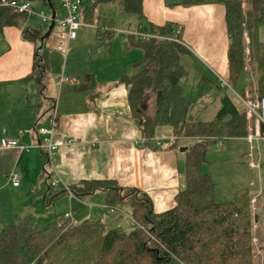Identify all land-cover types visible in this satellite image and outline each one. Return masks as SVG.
<instances>
[{
  "label": "trees",
  "instance_id": "trees-1",
  "mask_svg": "<svg viewBox=\"0 0 264 264\" xmlns=\"http://www.w3.org/2000/svg\"><path fill=\"white\" fill-rule=\"evenodd\" d=\"M38 1L49 11L50 4L57 10L54 0ZM102 1L114 0H98L97 3ZM205 2L207 0H183L181 4L191 6ZM224 3L230 39L231 88L236 90L243 71L254 62L258 71L254 94L258 99H264V43L256 32L248 31L245 2L224 0ZM247 3L254 12L252 23L257 30L264 26V0ZM124 7L128 13L142 14V0H124ZM26 17L0 7V30L19 26ZM145 31L150 37L138 39L129 35L130 45L143 52L140 63L144 67L136 75L124 77L130 86L129 103L143 135L151 140L157 127L169 125L178 138L196 139L187 149L186 186L176 196V207L157 214L150 197L140 190L120 188L114 181L83 182L79 187L70 188V192L85 197L104 191L108 209L129 203L137 225L126 231L121 226L107 227L99 220L75 224L57 217L53 222L41 225L22 219L0 233V264H171L173 261L176 264L177 261L183 264H255L253 230L261 222L263 245L260 250L264 252V189L257 194L263 205L260 217L252 203L256 195L248 188L237 189L231 201H215L216 185L211 175L202 169L212 144L227 139H246L252 133L253 122L249 120L247 108L224 91L214 117L207 121L199 119L198 109L182 93L181 81L187 77V72L181 59L188 50L181 42L180 34L170 27L154 25ZM25 33L26 38L33 41L43 37L41 31L29 28ZM45 63L37 47L32 77L41 94L46 88ZM240 95L246 97L244 91ZM150 107L153 112L149 111ZM260 133L264 135L263 124ZM40 155L48 175L41 190L52 193L47 171L49 163L42 150ZM262 168L264 173V166ZM67 192L51 194V203Z\"/></svg>",
  "mask_w": 264,
  "mask_h": 264
},
{
  "label": "crops",
  "instance_id": "crops-1",
  "mask_svg": "<svg viewBox=\"0 0 264 264\" xmlns=\"http://www.w3.org/2000/svg\"><path fill=\"white\" fill-rule=\"evenodd\" d=\"M182 1L142 0V14L138 16V20H134L137 29H128L130 34L117 38L114 32L107 34L109 36L107 49H102L96 54L98 57L89 68L75 67L68 72L67 65H61L59 68V73L62 71L61 76L58 79L55 77L46 84L47 95L45 92L43 94L39 92L36 79L32 77L37 46H34V54L27 52L31 60L26 65L18 66L14 70H11L10 65L4 68L0 66V74L4 71L0 75V87H8L6 90L11 93L19 92L14 120L23 127L25 134L28 136L33 124L38 123L45 104V114L48 110L56 111L58 117L56 137L73 141L71 146L60 148L54 157L55 164L51 168L49 180H56L58 183L53 190L58 188L57 190L63 191L67 190L66 188L79 187L83 182L88 181H114L120 188H133L146 193L157 214L176 207V196L186 186L187 161L180 144L185 139L178 138L174 128L169 125L157 127L151 140L144 137L138 119L131 109L130 86L124 81V77L136 75L144 67V64L140 63L143 52L130 45L129 35L140 39L137 33L143 32L150 25L170 27L180 34L181 42L188 50L181 59L187 72V77L181 81L183 96L196 106L199 119L207 121L213 118L210 117V112L219 104L221 93H224L219 88V80L222 77L229 79L230 39L226 21L227 9L224 0H207L203 4L191 6L182 5ZM113 2L102 1L94 6L84 5L80 9V21L82 18L85 22L92 20L98 5H108ZM34 4L41 6L38 0H34ZM55 11L58 15L60 10ZM102 14L106 15L103 12ZM46 26L49 27L43 24L40 28L32 30L43 33ZM7 28L10 27H5L1 32L4 34ZM144 33L148 34V31ZM78 39L79 35L75 39H70L67 32L68 43L76 42ZM43 44L44 47L39 49L47 64V74H51V50L45 42ZM62 79L68 81L63 82ZM52 82V89L48 90ZM52 90L59 91V99L54 101L53 105L50 104L51 96H54ZM149 111L153 112V107H150ZM50 114L51 112L45 115L44 126H48ZM256 125L253 126L254 133L250 135H256L257 128L260 131V126ZM2 134L9 138L2 137L0 143L8 141L15 148L1 149L0 161L16 156L21 180L18 187H14L8 180L3 181L0 185V196L7 191L17 196L35 195L37 192L39 194L42 190L38 187L43 184L46 176L40 155L41 149L38 152L37 148L28 147V150L17 151L19 144L13 140L14 132L8 135V131L5 130ZM33 140L35 141V138ZM192 140L196 141V139ZM37 142L39 145V138ZM187 149L184 152H187ZM29 180L31 184L28 185ZM66 194L69 196V208L74 207L72 218L75 217L74 212L78 205L87 204L89 196L99 194L103 202H97L106 206L104 191H97L85 197L77 195L71 197L68 192ZM46 198L45 194L44 201ZM37 202L38 199L34 206L38 205ZM118 207H115V212L122 210ZM96 209L92 208V213L102 215V211ZM106 209L108 214L115 213L110 212L107 207ZM68 211L63 212L61 217ZM17 212L19 209H16L10 218L3 219L0 230L9 226L6 223L8 220L12 225L19 220L29 219L22 218V213L17 214ZM124 212L129 217L124 224H130L134 228L131 210ZM99 221L103 222L101 219ZM124 221L122 216H118L115 221L109 223L110 226L116 227L122 226Z\"/></svg>",
  "mask_w": 264,
  "mask_h": 264
},
{
  "label": "rangeland",
  "instance_id": "rangeland-1",
  "mask_svg": "<svg viewBox=\"0 0 264 264\" xmlns=\"http://www.w3.org/2000/svg\"><path fill=\"white\" fill-rule=\"evenodd\" d=\"M243 1L245 2L243 7L247 11L248 15V31L251 34H255L256 32L260 41L264 43V26H260L256 30L252 23L254 12L251 10V6L247 3L249 0ZM54 2L57 5V9L60 10L57 0H54ZM34 6L38 11L43 10L45 12H49L47 7H42L37 4ZM102 12L106 15H103ZM58 16L61 17L60 11ZM138 16L139 15L125 12L124 0H115V2L108 5H98L92 20H86L87 22H85V20L82 18L81 23L83 27L78 31V41H72L70 43L67 41L66 30L59 27L58 25H56L52 31H50L49 28L45 29L43 31V37L38 39L36 43L32 39L26 38V33L24 34L25 29L29 28L32 30L43 26L41 21L29 18L25 20V22L21 23L18 27L14 26L5 29L4 34L0 30V66L4 68L5 66L10 65L11 70H14L18 66L22 67L26 65L27 62L29 63L31 60L29 57L30 54H27V52L29 51L30 53L34 54V46L41 48L43 45L42 40L44 38L46 46L51 50V74L48 73L46 75V79H44V83L47 84L48 81L51 82V80L53 81L55 77L58 79L59 76H61L62 71L59 73V68L61 65H67L68 72L75 67H79V69L86 67L89 68L92 62L97 59L96 57L98 56L96 54L102 49H107L109 45V36L107 35L109 33H105V28L109 27L111 30L110 33L113 34L114 32L116 38L118 36H127V34L131 33L128 31V29H137V26L135 25L136 21L134 20H138ZM10 47H12V50H10ZM42 56L44 57V55ZM3 73L4 71L1 74ZM257 75L258 71L256 64L254 62L250 63L243 71L240 82L236 90H234L235 93L240 95L244 91L247 99L253 101L255 99L254 93ZM50 84L51 85L49 86L48 90L52 89L51 86L53 85V82ZM15 86L16 85H14V87ZM7 88L8 87L4 86L0 87V139L2 137L5 139L9 138L2 134V132L5 130L8 131V135H10L13 131V140L15 142L17 141L19 144L17 148L21 145H25L29 148H37L39 152L40 147L37 142L38 135L36 132L40 127L46 125V120H44V117L52 110H48V112L45 114L46 111L44 104V108L41 110V115L39 116V121L37 123L39 125L33 124V127L27 136L24 130H22L23 127H21V125L16 123L14 120L17 110L16 103L19 92L11 93L6 90ZM44 92L47 95V91L45 90ZM52 92L54 93H52L54 96H51V105L54 104V101L59 99V91L55 92L52 90ZM227 92L235 96L232 91L228 90ZM221 94L223 95V92ZM238 100L240 101V99ZM48 108L49 106L47 109ZM218 109L219 104L212 108L210 112L211 118L214 117ZM252 122L253 126H255V124L258 126V123L255 122V120H252ZM257 129L258 132L256 133V136L260 134L259 128ZM34 138L35 141L33 140ZM195 142L196 141L192 139H185L181 141L180 144L182 149H187L188 147L193 146ZM183 154L185 156V160L187 161V152H183ZM17 164L18 162L16 156H13L12 158L7 157L6 159L0 161V185L3 181L5 182V180L9 181V177L12 174L17 175L19 180H21V176L19 174L20 170H18ZM263 166V140L253 139L250 137L246 140L227 139L216 144H212L209 147V151L207 153V162L203 165L202 169L204 173L211 175L212 180L216 185L214 196L215 201L225 202L231 201L234 192L239 188H248L253 195L257 196V194L264 189ZM47 171L51 172V167L49 165L47 166ZM7 175H9V177H7ZM27 183L28 185L31 184V180L27 181ZM50 183L51 180H49V184ZM38 188L42 189V184ZM57 189H54L52 193L48 194H46L45 191H41L39 194L37 192L35 195L30 194L24 196H17L10 191L2 194V196H0V225H3V219L10 218L16 209H19L17 214L22 213V218H29L32 222L41 225L53 222L57 217H61L63 212L67 210H69L68 213H72L74 207L69 208V196L67 194L62 195L61 197L55 199L53 203H51V194H54L56 191H60ZM45 194L47 198L44 201ZM256 196L253 199L255 200L254 209L260 215V217H262L263 205L261 204L260 200L261 196ZM35 198L38 199V205L34 206V203L37 201ZM87 199L89 201L86 205H78V208L75 210V217L72 218L73 223L79 224L86 219H101L103 220V223H106L107 227H112L110 226V223L115 221L118 216H122L125 221L122 222L123 224L121 227L126 231H130L132 229L130 224H124L126 223V219L129 218L124 211L128 212L131 210L129 203L120 204L119 207L122 210L117 211L114 214H108L106 209L107 205L104 206L103 204L97 202H103L99 194L95 196H89ZM92 208L100 209L102 211V215L93 214ZM20 210L22 212H20ZM6 223L10 226V220H8ZM262 227L263 222L256 224L253 230L255 264H264V252L260 250V247H262L261 245H263ZM3 229L0 230V233L3 231ZM31 264H34V262H31ZM171 264H176V261H173Z\"/></svg>",
  "mask_w": 264,
  "mask_h": 264
},
{
  "label": "built area",
  "instance_id": "built-area-1",
  "mask_svg": "<svg viewBox=\"0 0 264 264\" xmlns=\"http://www.w3.org/2000/svg\"><path fill=\"white\" fill-rule=\"evenodd\" d=\"M98 0H58L59 9L61 12V17L57 15L55 11V18L53 19V12L50 10L49 12L38 11L35 8L34 1L32 0H0V7L8 8L13 10L16 13L26 15L27 17L38 19L43 24L50 25L52 21L55 22V26L58 25L61 28H64L68 32V37L70 39L77 38L78 31L82 27V23L80 21V9L84 5L93 6L97 4ZM111 30L109 27L105 28V33H110ZM113 32V31H112ZM139 38L145 39L150 37V35L144 32L137 33ZM62 81H68L67 79H62ZM219 88L223 91H232L234 95L240 99V101L246 106L248 110L249 120L258 123L259 126L261 124L264 125V99H255L250 101L247 97L243 98L241 95L235 93L234 89L231 88L229 79L220 78L219 80ZM250 101V102H249ZM58 128V117L55 109L51 111V114L48 117V126H42L36 132L39 138V147L44 152L45 157L48 161V165L52 168L55 164V155L57 151L66 146H71L73 144L72 140H63L56 137V130ZM253 139H262L264 140V135L261 133L256 135H250L249 138ZM15 148L14 145L8 141H2L0 144L1 149H10ZM18 151L22 152L24 150H28L26 146H19L16 148ZM50 176L51 177V172ZM51 180V179H50ZM9 181L13 184L14 187L19 186V178L17 175L12 174L9 177ZM56 180H51L50 185L54 188L57 186ZM69 195L74 197L75 195L70 192L68 188H66ZM252 203H255V200H252ZM110 212H115V208H109ZM63 220L72 221V213H67L63 216ZM135 226L137 225L134 222ZM177 264H183L180 261H177Z\"/></svg>",
  "mask_w": 264,
  "mask_h": 264
},
{
  "label": "water",
  "instance_id": "water-1",
  "mask_svg": "<svg viewBox=\"0 0 264 264\" xmlns=\"http://www.w3.org/2000/svg\"><path fill=\"white\" fill-rule=\"evenodd\" d=\"M51 10L53 12V19L55 18V10L53 9L52 5L50 4ZM55 27V22L52 21L51 24L49 25V30L52 31L53 28ZM46 38V37H45ZM44 42V38L42 40ZM186 151V149H182V152Z\"/></svg>",
  "mask_w": 264,
  "mask_h": 264
}]
</instances>
